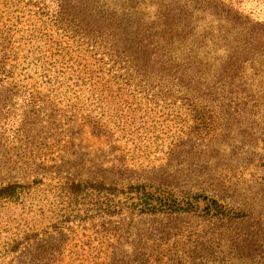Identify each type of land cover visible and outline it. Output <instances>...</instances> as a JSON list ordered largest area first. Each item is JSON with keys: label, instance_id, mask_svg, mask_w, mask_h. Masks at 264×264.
I'll list each match as a JSON object with an SVG mask.
<instances>
[{"label": "rangeland", "instance_id": "obj_1", "mask_svg": "<svg viewBox=\"0 0 264 264\" xmlns=\"http://www.w3.org/2000/svg\"><path fill=\"white\" fill-rule=\"evenodd\" d=\"M207 2L176 66L99 67L46 9L0 0V187L21 185L0 264H264V0ZM165 196L195 210H147Z\"/></svg>", "mask_w": 264, "mask_h": 264}, {"label": "trees", "instance_id": "obj_2", "mask_svg": "<svg viewBox=\"0 0 264 264\" xmlns=\"http://www.w3.org/2000/svg\"><path fill=\"white\" fill-rule=\"evenodd\" d=\"M28 2L37 7L38 10L46 9L43 11L46 14L47 12L51 13L57 24L56 28L70 34L72 39L80 40L87 46L96 45L101 52H94L89 57L99 67L104 66L105 62L103 61L105 59H107L106 62L113 61L123 64L128 63V60L134 64L155 61L172 67L177 63L178 57L169 54L170 47L183 45L182 41L188 39L192 33L194 27L192 19L197 11L204 12L208 8L207 0H160L153 12V18L149 19L141 7L144 4L141 0L111 2L100 0H28ZM206 27L208 26L205 25ZM177 39L178 41H176ZM4 40H6V36L1 34L0 45L2 47ZM91 49L92 47H89V51ZM1 55L3 59L0 58V74L2 71L4 72L5 64L1 65V61L4 62V58H6V49H3ZM168 71L161 73L160 77L167 79L186 78V76L182 77L172 69H168ZM12 89L19 94L24 92L16 87ZM5 93L9 94V87H0V97ZM73 186L80 188L81 184ZM83 186L98 191L109 188L97 182L87 183ZM20 187L21 185L18 183L0 187V198H11L16 189ZM109 189L113 190L112 188ZM149 197L154 198L153 196ZM199 197L204 199L203 196H194L195 199ZM145 204L149 206L147 210L152 211H155L156 208L161 210L169 208V210L175 211L195 210L192 200L177 202L173 197L168 196L159 197L157 205L151 204V200L146 201ZM204 209L208 213H224L222 205L215 199H209Z\"/></svg>", "mask_w": 264, "mask_h": 264}]
</instances>
